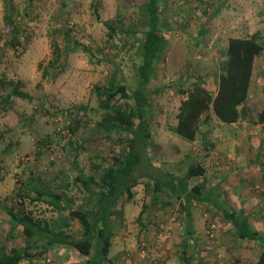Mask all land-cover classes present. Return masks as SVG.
Segmentation results:
<instances>
[{
	"label": "rangeland",
	"instance_id": "obj_1",
	"mask_svg": "<svg viewBox=\"0 0 264 264\" xmlns=\"http://www.w3.org/2000/svg\"><path fill=\"white\" fill-rule=\"evenodd\" d=\"M145 1L97 0L95 4L94 0H39L34 8L27 9L28 3L25 0H14V4L19 7L22 24L29 28L30 37V40L26 41L27 44L16 53L5 46L8 39L5 22L7 14L4 0H0V77H5L8 81H21L22 90L33 98L32 102L14 99V102L8 104L3 97L10 90L0 86V132L6 134L5 138L0 140V248L5 247L10 251L13 246L20 245L23 241L22 235H17L18 231L11 235L10 217L5 211L6 207L19 210L16 206L19 203L17 191L22 182H27L30 176L38 175L48 179L59 175L62 180L69 177L71 181L81 169L91 173L92 164L97 163V157L110 153L117 155L124 146L116 141L117 138L112 144L104 139L100 140L98 135L86 145L85 152L77 157L78 154L72 150L67 139L57 135V132L63 131L68 124L66 119L57 117V113L73 105L87 104L89 101L96 105L94 87L108 82L113 69L106 64L93 66L88 57L76 53L69 56L65 70L57 80H43L45 69L53 59V42L57 40L62 44L63 34L71 27V41L90 47L97 46L106 38L103 22H115L119 16L126 19L125 28L138 32L141 39L144 28L137 24L144 17L140 7ZM162 8L163 18L169 29L166 32L168 50L165 64L158 73L159 82L156 88L161 86L162 81H177L185 71L189 75L197 74L203 77L212 86L218 54L226 47V41L231 36L259 33L264 39V0L254 3L249 0H162ZM198 37L199 46L196 45ZM124 55L117 58L115 63L119 64L125 57L120 67L121 78L130 83L136 60ZM181 100L182 97L176 95L173 90L161 91L152 98L153 121L150 131L153 137L149 146L150 157L162 170L176 174H183L198 152L204 153L202 156L207 158L204 150L206 146H210L212 140L199 139L189 144L172 134V127L177 125L176 117ZM257 102L252 98L250 103L253 106L251 112L255 114V117L249 119L250 126L253 125L252 120H257V115L263 111L262 102ZM210 126L218 128L220 125L212 118ZM215 131L217 132L216 129L211 130L212 138ZM45 138H49L57 150L53 154L45 153L39 156L37 142ZM223 140L225 143L219 153L226 154L229 149L231 155H235V148L228 144L234 142H228L226 137ZM257 142L259 144L261 140L256 139L253 143ZM256 150L264 155V146ZM75 158L78 166L74 164ZM183 161L185 164L181 165L180 162ZM231 161H225L227 168L224 180L227 182L226 186L223 182V186L237 190L245 188L246 185L250 188L256 180L251 170L242 172L244 164L250 162L249 168L252 170L257 168L256 163L264 166V160L261 159H240L235 160L237 169L233 170V165L229 163ZM232 162L234 163V160ZM212 165L213 162L206 161L207 175L211 174ZM262 166L259 168L264 174ZM229 173L231 174L228 179ZM207 175L204 181L211 187L213 182L207 179ZM245 176L251 180L250 184L243 182ZM220 187L219 194L225 196L226 206L232 207L233 204L238 210L252 211V225L264 233V227L260 228V225L256 224L258 217L255 215L259 212V206L261 209L264 207V193H259L260 197L256 198V191H253L254 199L249 193H241L239 200L242 199L243 202L236 203V200L229 199L228 193H221L222 185ZM69 189V195L75 201L82 200L81 191L74 186ZM261 190L262 188L260 192ZM132 193L134 200L125 205L124 223L116 222L117 236L111 253L114 264H179L176 258L182 251L184 230L180 228L178 207L164 209L160 203L153 204L152 187L148 179H141ZM146 205H149V220L152 225L142 236L141 226L136 220ZM44 209V206H38L36 215L42 217L40 213ZM198 209L193 210L192 214L197 239L189 245L191 250L185 255L190 256L188 260L195 256L192 250V246H195V252H199L198 258L200 261H207L206 264H256L260 252L257 246L236 240L222 215L215 213L214 209L205 211L204 214L201 208ZM43 217L53 218L48 212ZM142 223H146V215ZM71 233L74 238H79L80 228L77 224H73ZM141 253L145 254L144 260H141ZM59 258H63L61 263ZM33 264H86V260L73 250L59 248L50 251L42 261ZM182 264L199 263L188 261Z\"/></svg>",
	"mask_w": 264,
	"mask_h": 264
},
{
	"label": "trees",
	"instance_id": "obj_2",
	"mask_svg": "<svg viewBox=\"0 0 264 264\" xmlns=\"http://www.w3.org/2000/svg\"><path fill=\"white\" fill-rule=\"evenodd\" d=\"M25 1L28 3L27 9L34 8L39 2ZM4 6L8 31L5 46L18 53V49L30 40L29 28L22 24L21 13L14 0H4ZM140 10L144 14L137 24L144 28L141 39L138 32L125 28L126 19L119 16L115 22H103L106 38L97 46L71 41V27L63 34L64 44L57 40L53 42V59L45 69L43 80H57L65 70L69 56L76 53L88 57L93 66L106 64L113 69L108 82L94 87L96 105L89 101L57 113V117L68 121L66 129L59 130L57 135L67 139L77 157L98 135L100 140L112 144L117 138L116 141L124 146L117 155L110 153L97 157L91 173L81 169L71 181L69 177L62 180L59 175L49 179L38 175L22 182L17 191L19 203L16 206L19 210L6 207L5 211L10 217L11 235L18 231L17 235L21 234L23 241L10 251L5 247L0 248V264H33L59 248L73 250L86 260V264H114L111 253L117 236L116 222L124 223L125 205L134 200L132 191L141 179L150 181L153 204L160 203L164 209L178 207L179 215L186 221L185 237L195 234L193 210H200L201 206L209 207L222 215L236 240L257 246L260 252L256 264H264V234L252 225L249 213L226 206L219 194L220 184L209 187L205 183L208 171L203 162L195 157L183 174H176L156 166L149 152L153 137L150 131L153 121L152 98L161 91L173 90L182 97L176 117L177 125L172 127L171 132L189 144L211 138L212 116L223 126L237 125L245 118H251L246 104L256 61L264 53L263 39L259 33L245 38H229L226 47L218 54L212 86L203 77L189 75L185 71L177 81H162L161 86L156 88L158 73L165 64L168 50V24L163 18L162 0H146ZM199 38L197 46L200 44ZM122 54L136 60L130 83L121 78L120 67L125 57L119 64L115 63ZM0 86L10 90L3 97L8 104L14 99L33 100L30 94L22 90L21 81H8L0 77ZM257 120L259 124H264V109L257 115ZM5 135L0 132V140ZM213 146L212 142L206 149ZM37 148L39 156L53 154L57 150L49 138L38 141ZM180 163L184 165L185 161ZM74 164L79 165L76 158ZM70 186L82 192V200L75 201L69 195ZM38 206L45 207L40 213L42 217L36 215ZM47 212L53 218L43 217ZM202 212L204 214L205 211ZM145 215L148 218L146 223H142ZM150 215L149 205H146L136 220L141 226V234L148 232L152 225ZM73 224L80 228L77 239L71 233ZM181 246V255H187L190 246L184 241ZM192 248L197 259L199 252H195V246Z\"/></svg>",
	"mask_w": 264,
	"mask_h": 264
},
{
	"label": "crops",
	"instance_id": "obj_3",
	"mask_svg": "<svg viewBox=\"0 0 264 264\" xmlns=\"http://www.w3.org/2000/svg\"><path fill=\"white\" fill-rule=\"evenodd\" d=\"M249 1L251 3H254V2H258L259 0H249ZM254 34H256V33H249V35H246V36L235 35V36H231L230 38H245L248 36H252ZM263 42H264V39H263ZM263 86H264V53L256 61L254 73H253V83H252V87L250 90L249 99H248V102L246 104V109H248V111L250 112L251 119H252V116L255 117V114H253L251 112V108L253 107L250 104L252 102V98L256 99V102L257 101L262 102L261 109H264ZM212 118H214V117H212ZM249 119H250V117H247L242 122L238 123L237 125H233V126H223L217 121L220 126H218V128L212 127L210 130L216 129L218 132V136H217L216 131H215L216 135L214 134L213 138L211 137L212 132L209 133V136L212 139L210 142L211 143L213 142L214 146L212 148L210 147L208 149L205 148V150H204L206 152V156L208 159L202 156V154H204V153L199 154V152H198L197 154H195V157L198 158L201 163L203 162L205 164V166H206V161L207 162H209V161L213 162V165H212L213 168L211 169V174L207 175L208 176L207 179L210 182H213V183H211L212 186L213 185L216 186V184H220V186L222 185L221 193H226V194L228 193L229 199L236 200L235 201L236 203L237 202H239V203L243 202L242 199L239 200L240 195H242L241 193H246V195L249 193L252 199H254V196H253L254 192L253 191H256V194H257L256 198L260 197L259 193H264V174L262 173V171L259 168L262 166L260 163H258V164L256 163L257 168L254 170L249 168L251 165L250 162H248V164L243 165L244 170H242V172L246 173V172L251 170L254 173V176L256 177L255 182L253 183L252 186H250V188L246 185L245 188H238V190H237V188H230L228 186L227 187L223 186V182H225V180H224L225 173H226L225 168H227L225 165L226 164L225 161L227 159L232 160V161L234 160V163L232 161L229 162V163H231V165H233V166H231L233 170L237 169L236 168L237 165L235 164V160H240V159L245 160V159H252V158L264 160V155H261L260 152L256 150V149H262V147L264 146V124H259L258 120L253 119L252 120L253 125L250 126L248 123ZM215 120H217V119L215 118ZM224 137L227 138L228 142L229 141L234 142V143H228V144L235 148V152H234L235 155H231V153L229 152V149H227L228 152L226 154L224 153L222 155V152L219 153L221 146H224V143H225V142H223ZM206 139L208 140V138H206ZM256 139H258V141L261 140V142L259 144H258V142L256 144L253 143L254 141H256ZM251 140H253V141H251ZM228 144H226V146ZM239 148H241V149H239ZM213 153H214V155H213ZM207 171H208V169H207ZM227 172H229V171H227ZM230 174L231 173H229L227 176L228 179L230 177ZM226 182H225V186H226ZM243 182L245 184H250L251 180L247 176H245V179L243 180ZM260 188H262L261 192H260ZM220 189H221V187H220ZM236 192H238V193H236ZM220 196H221V200L225 201V199H224L225 196H222V195H220ZM233 203H234V201H233ZM200 208L203 211L210 210V208L206 207V206H201ZM232 208H234L233 204H232ZM258 209H259L258 210L259 212L255 213V215H257V217H258L256 224H259L260 228H262V227H264V207H263V209H261V207L259 206ZM241 211L247 212L249 214H251V212H252V211L250 212V211L243 210V209H241ZM146 219H147V217H146ZM183 219L184 218L182 217V215H179V220H181L180 228H181V230H184V234L182 236V242L184 241L187 245H192L191 242L193 243L197 239L196 234H194L193 236L185 237L186 221L184 222ZM141 235L143 236L144 234H141ZM61 249H64V248H61ZM187 258H190V256H188V257L185 255L183 256L180 253L177 256L176 260H177V262H179V264L185 263L188 261H194V262L199 263V264L200 263H202V264L207 263V261H205V262L200 261L201 259H199V258L196 259V257H192V259L186 260ZM65 259H66V256L64 257V260ZM58 261L61 263L63 261V258H59ZM24 264H30V263L26 262Z\"/></svg>",
	"mask_w": 264,
	"mask_h": 264
},
{
	"label": "built area",
	"instance_id": "obj_4",
	"mask_svg": "<svg viewBox=\"0 0 264 264\" xmlns=\"http://www.w3.org/2000/svg\"><path fill=\"white\" fill-rule=\"evenodd\" d=\"M214 228V227H213ZM141 260H144L146 257H145V254L144 253H141Z\"/></svg>",
	"mask_w": 264,
	"mask_h": 264
}]
</instances>
